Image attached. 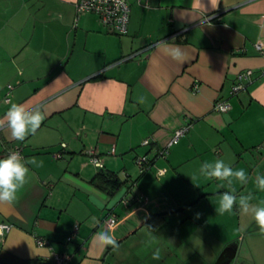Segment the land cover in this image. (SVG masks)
Wrapping results in <instances>:
<instances>
[{
	"label": "crops",
	"instance_id": "1",
	"mask_svg": "<svg viewBox=\"0 0 264 264\" xmlns=\"http://www.w3.org/2000/svg\"><path fill=\"white\" fill-rule=\"evenodd\" d=\"M76 1L0 0V264H264V0H129L125 34Z\"/></svg>",
	"mask_w": 264,
	"mask_h": 264
},
{
	"label": "built area",
	"instance_id": "2",
	"mask_svg": "<svg viewBox=\"0 0 264 264\" xmlns=\"http://www.w3.org/2000/svg\"><path fill=\"white\" fill-rule=\"evenodd\" d=\"M136 1L141 3V0ZM147 4L148 0H145L144 6H147ZM75 11L77 14L83 12L95 14L102 24H104L116 34H125L127 32L130 19L129 0H77L75 3ZM258 49L261 50V47L258 46ZM252 73L253 70L250 68L237 72L230 87V94L236 95L240 92L246 91L247 84ZM262 76H264V69L262 70ZM195 87L196 85L194 88ZM11 88L12 86L8 85V89ZM5 97V100L9 101L8 93H6ZM212 109L215 112H226L231 109V104L228 100L218 99L213 102ZM188 129V124L177 128L173 132L169 142L165 146L158 149L157 153L155 152L154 157L165 156L168 153L169 147L177 144L180 138H182L187 133ZM150 144L151 141L149 138H146L141 142L142 146H149ZM60 145L62 149L66 148V143L62 142ZM111 153H113V148ZM87 155L88 162L90 164L97 168L103 167L102 159L95 150L88 151ZM2 156L9 162H13L22 156V148L19 145H13L5 149ZM62 156L63 153L61 151L54 154V157L56 158H61ZM134 162L140 174H143L150 168V160L146 154L137 155ZM117 222L118 220L114 216H110L105 218L103 223L106 228L112 229L117 224ZM11 227L12 226L9 223H0V236H3L5 233H7ZM77 229L78 226L74 225L70 235L67 237L68 241L73 238L77 232ZM35 241L38 246H44L47 244V241L41 237L36 238ZM51 257L55 264H68L70 261V256L68 254L52 252Z\"/></svg>",
	"mask_w": 264,
	"mask_h": 264
},
{
	"label": "trees",
	"instance_id": "3",
	"mask_svg": "<svg viewBox=\"0 0 264 264\" xmlns=\"http://www.w3.org/2000/svg\"><path fill=\"white\" fill-rule=\"evenodd\" d=\"M91 183L103 191H106L108 194L114 193L123 184L115 172L106 170L98 171L97 174L91 179Z\"/></svg>",
	"mask_w": 264,
	"mask_h": 264
},
{
	"label": "rangeland",
	"instance_id": "4",
	"mask_svg": "<svg viewBox=\"0 0 264 264\" xmlns=\"http://www.w3.org/2000/svg\"><path fill=\"white\" fill-rule=\"evenodd\" d=\"M136 170L138 171V168H136Z\"/></svg>",
	"mask_w": 264,
	"mask_h": 264
}]
</instances>
